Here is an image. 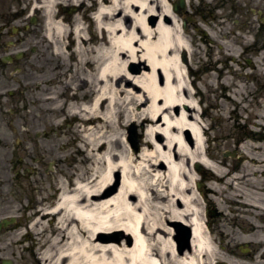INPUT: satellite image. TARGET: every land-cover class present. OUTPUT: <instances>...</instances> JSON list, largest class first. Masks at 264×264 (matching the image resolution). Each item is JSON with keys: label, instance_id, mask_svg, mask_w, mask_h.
<instances>
[{"label": "bare ground", "instance_id": "6f19581e", "mask_svg": "<svg viewBox=\"0 0 264 264\" xmlns=\"http://www.w3.org/2000/svg\"><path fill=\"white\" fill-rule=\"evenodd\" d=\"M153 1L96 0L91 35L101 32L100 38L88 37L82 21L73 20L70 36L76 40V66L85 68L80 71L83 78L74 88L76 94L64 103L57 100V90L46 94L43 103L49 111H40L57 116L65 109L81 115L76 129L87 133L72 149L64 144L63 157L74 151L80 160L44 184L41 205L27 227L33 249L22 264H201L215 247L200 200L205 204L206 198H214L209 202L217 209L218 197L224 196L233 210L247 208L249 200L235 202L239 191L262 183L258 176L263 166L242 152L254 147L249 141L236 147L241 155L234 166L218 164L208 153V125L195 114L199 107L194 99L202 92L190 79L195 74L192 66L179 57L192 45L167 3ZM54 2L41 0L45 27L58 31L48 39L57 45L69 26L57 18ZM155 6L161 16L151 27L146 16L156 15ZM119 8L121 17H116ZM126 16L130 21L123 19ZM166 16L172 18L169 25ZM86 43L89 48L82 50ZM197 59V54L187 56L188 61ZM127 65L137 71L127 70ZM207 88L204 100L212 103L208 93L217 88ZM79 93H90V102H81ZM124 102L142 109L139 114H121ZM178 107V114H172ZM47 116L40 117L51 124ZM130 118L142 123L137 153L119 139L121 124ZM21 139L26 152L27 134L23 132ZM216 139L212 138L215 144ZM227 209L216 212L227 216ZM13 211L15 221L17 210ZM12 238L16 247L24 246L16 234Z\"/></svg>", "mask_w": 264, "mask_h": 264}, {"label": "rangeland", "instance_id": "374dc122", "mask_svg": "<svg viewBox=\"0 0 264 264\" xmlns=\"http://www.w3.org/2000/svg\"><path fill=\"white\" fill-rule=\"evenodd\" d=\"M60 1L63 4H70V0ZM88 2L91 3L92 7L96 4V0ZM258 6V4L255 5V8ZM119 13L116 17L119 16ZM28 14L24 13L23 18L17 19L16 22L26 21ZM79 14L82 15V13ZM88 20L89 22L85 20L81 25L83 31L88 37L100 38L101 32L91 35L93 22L91 19ZM16 22L14 24L17 25ZM72 24L73 21L68 22V31L63 37L58 38L57 45L48 37L44 39V42H38L37 39L29 37L24 44L16 43L15 47L9 48L8 45L10 44L4 45L6 53H13L18 48L27 52L26 57L17 62L21 71H14L13 74L10 72L8 75L3 72L0 76V203L5 200L4 204L7 203L8 211L5 210L4 213L11 217L14 213L13 209L17 210L14 215L16 222L13 223L14 228L10 235L16 234V238L24 242L26 249L25 252L17 253L16 262L18 264L22 263L25 258L30 259L28 256H30L29 253L33 246L32 240L27 235V227L32 212L41 205L39 201L41 200L40 194L44 192V184L54 181L59 172L73 167L76 161L80 160V157L72 150V152L68 150L67 157H63V153L66 148L72 149L79 145L87 133V131L77 132L76 126L81 115L73 114L65 109L58 112L57 116L56 114H52V116L51 114H42L40 111H49L50 107L43 103L44 99L47 98L46 94L52 90H57L59 96H57V100L64 103L67 101L68 95L76 92L74 88L76 89L78 81L83 78L80 71L85 70V68L82 65L78 68L76 66L77 57L74 50L76 40L71 39L70 36L73 29ZM39 28L40 30L44 29L43 22ZM40 30L35 32L39 33ZM46 31L47 35H56L58 32L48 29ZM43 33L44 31L40 35L43 36ZM185 35L187 39L193 40L192 50L186 52V57L190 58L192 54L199 56L198 61H188V63L195 72V74L190 75V79L202 92L194 99L199 107L195 114L208 125L209 130L207 132L211 138L207 139L206 143V147L211 146L208 153L215 159L216 163H223L228 167L234 166V163L236 164L238 161L236 159L241 155V150H239V154L237 153L235 160L231 159V155L226 157L224 155L231 154L237 146L249 141V144H254V147L250 146L242 152L249 154V156L252 155L250 158H256V161L263 163L264 51H250L252 36H239L238 41L240 40L241 45V49H238L239 67L237 70L220 73L208 66L201 45L198 43V38L190 30ZM241 40L246 43L241 44ZM254 40L255 44L261 42L258 32H256ZM244 46L246 48L243 52ZM31 48L34 50L31 51ZM81 48L86 50L89 45L87 43L86 45L82 44ZM183 54V52L179 53L180 60ZM245 60H250L251 64H245ZM12 66L13 64L9 65V67ZM126 69H131L133 72L137 71V68L131 65H127ZM64 85L67 87L64 88ZM211 85H216L217 90L215 93H208L212 101V103H208L204 100V96L206 88ZM79 94H82L79 97L81 102H90V93ZM141 109L142 106L134 104L129 106L127 102H124L120 103L119 112L121 114H139ZM183 109L189 114H194L189 108L183 107ZM180 110V107L174 108L171 113L178 114ZM42 115L51 116V124H46L44 119L42 120L40 117ZM219 117L223 120H219ZM139 118L126 119L121 124L119 135L121 144L136 153L139 151L140 141L143 138L142 123ZM46 127H48L47 130H45ZM23 132L27 134L28 138L26 142L28 150H25L26 152L21 148L25 146L24 144L21 145ZM214 137L217 138L216 144L212 140ZM65 142L68 145L66 148L64 147ZM48 146L51 151L47 150ZM50 152L53 153L48 155L47 153ZM209 199L214 198L209 197ZM209 199L206 198L205 204H202L203 201L200 200L202 208L204 205L206 209L212 208ZM43 205L48 206L46 202H43ZM220 207H223L222 209L230 208L229 202L224 196L218 197L217 208ZM0 213L4 215L3 211Z\"/></svg>", "mask_w": 264, "mask_h": 264}, {"label": "flooded vegetation", "instance_id": "af4514ba", "mask_svg": "<svg viewBox=\"0 0 264 264\" xmlns=\"http://www.w3.org/2000/svg\"><path fill=\"white\" fill-rule=\"evenodd\" d=\"M88 1L90 0H70V4H63L60 0H55L53 7L54 11L58 13L57 18L64 19L65 24L73 21V18H78L82 23L85 20L89 22L88 19L93 22L92 14L96 4L92 7ZM149 1L150 3L154 2L153 0ZM163 2L167 3L171 14L181 23L184 33L190 30L198 38L208 66L215 71L224 73V71L237 70L240 63L238 49H241L240 40L238 41L239 36H252L250 51H264V0H163ZM257 4L259 6L255 8ZM42 7L41 0H0V50L2 52L0 55V68H2L0 76L3 72L8 75L10 72L13 74L14 71H21L17 62L27 55V52L22 48H18L13 53H6L4 45L10 44L9 48L15 47L16 43L24 44L29 37L37 39L38 42H44V39L50 35L46 34L45 14ZM156 9V15L146 16V22L151 27L161 16L160 7L158 6ZM134 12H138L137 7H134ZM24 13H29L26 21L16 22L17 19L23 18ZM79 13L85 17L83 18ZM121 13L122 11L117 17H120ZM125 19L130 21V16H126ZM171 21L172 18L166 16V22L169 24ZM42 22L44 29L40 30ZM39 30L41 32L36 33ZM42 31H44L43 36L40 35ZM256 32L259 33L261 40L257 44L254 40ZM7 38L8 40H5ZM190 43L193 47V40H190ZM245 43L241 40V44ZM245 48L246 46L242 48L243 52ZM33 50L31 48V51ZM11 64L13 66L9 67ZM184 64L189 65L186 55ZM245 64L250 65L251 61L245 60ZM231 157L232 160L237 158L236 148L233 149ZM249 160L258 162L256 158L249 157ZM263 163H257V165L263 166L262 172L258 176L262 183L247 192L245 191L248 190L247 187L243 186L244 189L240 190L239 195L235 198V202L242 199L249 200L247 208L243 206V208H234L235 210H233L230 206L227 209V216L216 212L217 209L222 212L221 208L207 209L209 218L207 224L215 249L210 255V259L203 260L201 264H264ZM257 194L261 195L257 196ZM4 202L5 200L0 203V211L3 213L5 210L8 211L7 203L5 205ZM203 209L206 210L205 205ZM14 222L16 220L14 221L11 216L0 213V264H14L13 260L17 258V253L26 250L24 246L18 248L13 244L14 239L10 234L14 228ZM189 239L190 233L188 232V242ZM187 248H190L189 244Z\"/></svg>", "mask_w": 264, "mask_h": 264}]
</instances>
